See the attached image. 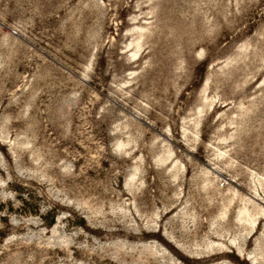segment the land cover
<instances>
[{"label": "rangeland", "instance_id": "rangeland-1", "mask_svg": "<svg viewBox=\"0 0 264 264\" xmlns=\"http://www.w3.org/2000/svg\"><path fill=\"white\" fill-rule=\"evenodd\" d=\"M0 264H264V0H0Z\"/></svg>", "mask_w": 264, "mask_h": 264}]
</instances>
